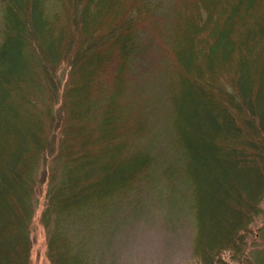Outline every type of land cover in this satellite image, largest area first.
<instances>
[{"label":"trees","instance_id":"obj_1","mask_svg":"<svg viewBox=\"0 0 264 264\" xmlns=\"http://www.w3.org/2000/svg\"><path fill=\"white\" fill-rule=\"evenodd\" d=\"M120 1L1 0L0 264H31L41 194L50 264H106L100 243L152 165L148 153L128 151L113 99L153 6L135 2L124 15ZM204 9L179 29L174 52L186 67L199 57L216 66L235 53L238 72L216 92L202 89L198 76L184 83L175 108L186 120L174 126L188 198L177 189L173 196L190 202V257L241 264L264 198V0H206ZM109 14L114 19L105 21ZM111 68L116 83L107 92ZM204 121L216 127L204 130ZM206 202L223 227L212 245L204 234ZM254 258L264 264V251Z\"/></svg>","mask_w":264,"mask_h":264},{"label":"rangeland","instance_id":"obj_2","mask_svg":"<svg viewBox=\"0 0 264 264\" xmlns=\"http://www.w3.org/2000/svg\"><path fill=\"white\" fill-rule=\"evenodd\" d=\"M205 1L121 0L118 5L117 11L121 10L120 14L124 15L129 7L137 3L145 2L153 6V10H149L150 17L141 24L138 50L123 73L119 93L113 99L122 111L121 124L129 143L128 151L148 153L152 156V165L142 183L135 185L124 206L114 214V221L109 224L106 233L108 237L103 245L100 243L108 250L106 264H197L190 257L194 222L189 199L173 196V190L177 189L185 191L188 198V190L181 186L186 158L175 129L177 121L186 120V115L185 111L181 116L177 114L175 102L194 76H198L202 89L212 85L216 92L231 83L238 72L235 53L216 62V66H209L199 57L186 67L174 52L175 35L187 20L205 11ZM1 6L0 0V12ZM113 19V15L109 14L105 21ZM238 26L239 22L235 20L234 31ZM111 66L114 67L113 62ZM113 72L114 68H111L106 74L109 83L107 92L113 86L111 82L116 83ZM60 76L64 83L66 68H62ZM186 78L188 81L184 80ZM210 123L204 121L203 129L216 127L215 123ZM43 200L41 194L32 220L31 264H50L46 256L45 231L40 222ZM207 205L208 202L205 203L204 219L206 232L209 233L204 234L206 243L212 245L222 238L223 227L220 222L217 223L215 208L211 205L215 211L213 219ZM261 207L262 212L250 225L253 231L248 238L246 258L241 264H255L254 255L264 251V198ZM210 237L216 242L208 240ZM116 252H119V257L115 259ZM223 257L228 259L229 253H223Z\"/></svg>","mask_w":264,"mask_h":264}]
</instances>
